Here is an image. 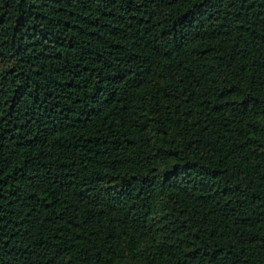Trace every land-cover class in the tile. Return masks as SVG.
I'll use <instances>...</instances> for the list:
<instances>
[{"label":"trees","instance_id":"1","mask_svg":"<svg viewBox=\"0 0 264 264\" xmlns=\"http://www.w3.org/2000/svg\"><path fill=\"white\" fill-rule=\"evenodd\" d=\"M0 264H264V0H0Z\"/></svg>","mask_w":264,"mask_h":264}]
</instances>
